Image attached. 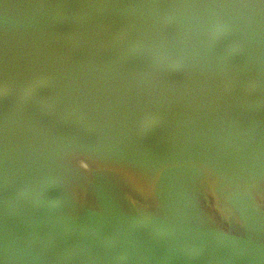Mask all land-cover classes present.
Wrapping results in <instances>:
<instances>
[{
	"label": "water",
	"instance_id": "1",
	"mask_svg": "<svg viewBox=\"0 0 264 264\" xmlns=\"http://www.w3.org/2000/svg\"><path fill=\"white\" fill-rule=\"evenodd\" d=\"M80 237L264 264V0H0V264Z\"/></svg>",
	"mask_w": 264,
	"mask_h": 264
},
{
	"label": "bare ground",
	"instance_id": "2",
	"mask_svg": "<svg viewBox=\"0 0 264 264\" xmlns=\"http://www.w3.org/2000/svg\"><path fill=\"white\" fill-rule=\"evenodd\" d=\"M75 250L81 256V263L77 264H117L113 253H106L102 256H93L89 253L87 246V239L85 237L77 238L72 242ZM27 259V258H26ZM30 260V259H27ZM35 264H51L45 259H40L38 262L33 261ZM52 264H64V263H52Z\"/></svg>",
	"mask_w": 264,
	"mask_h": 264
}]
</instances>
